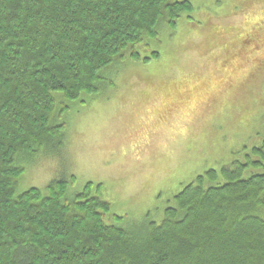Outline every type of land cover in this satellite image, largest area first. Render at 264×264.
Here are the masks:
<instances>
[{"label": "trees", "instance_id": "obj_1", "mask_svg": "<svg viewBox=\"0 0 264 264\" xmlns=\"http://www.w3.org/2000/svg\"><path fill=\"white\" fill-rule=\"evenodd\" d=\"M263 1L233 0L222 6L221 18L208 11L200 23L207 27L191 35L209 34L212 20L227 19ZM71 2L0 0V264H220L228 259L226 264H264V129L257 126L260 136L252 131L257 111L264 117V85L263 79L251 78L264 69V57L238 79L214 110V120L187 140L186 148L197 155L206 149L218 150V155L233 151L243 158L234 157L220 172L208 167L184 185L160 223L150 220L147 226L129 227L107 221L110 202L99 195L101 184L89 182L91 192L83 188L70 196L73 177L51 182L47 194L37 187L17 192L25 170L21 160L65 150L72 125L68 127L64 115L70 103L82 101L83 114L93 104L82 100L86 92L102 91L95 100L102 105L117 91H129L136 75L172 80L175 59L166 66L171 72L158 76L155 70H131L126 63L159 59V51H141V44L159 41L162 25L176 28L182 13L194 10L191 0ZM119 19L127 28L117 27ZM263 23L257 21L249 32L250 37L261 35L259 43L264 41ZM195 24L189 27L195 29ZM185 39L180 52L187 51ZM120 66L125 76L110 77ZM161 68L156 70L161 73ZM230 102L238 112L234 120L224 112ZM243 117L247 127L241 125ZM225 124L232 128L225 130ZM238 138L242 142L236 146ZM232 241L239 245L231 257L236 262L219 248Z\"/></svg>", "mask_w": 264, "mask_h": 264}, {"label": "rangeland", "instance_id": "obj_2", "mask_svg": "<svg viewBox=\"0 0 264 264\" xmlns=\"http://www.w3.org/2000/svg\"><path fill=\"white\" fill-rule=\"evenodd\" d=\"M191 1L194 10L182 13L176 28L162 25L159 41L147 39L141 44V51H159V59L154 57L141 64L126 63L131 70H155L158 76L170 73L166 66L175 59L172 80L152 81L136 75L131 78L135 84L129 91L125 88L117 91V96L102 105L95 102L104 95L102 91L86 92L82 100L88 99L93 104L83 114L80 113L84 108L82 101L70 103L71 109L64 115L68 127L72 125L65 150L49 151L34 161L27 160L28 157L21 160L25 170L19 177L17 192L37 187L47 194L51 182L71 181L72 177L70 196L83 188L89 190L86 188L89 182H93L94 187L101 184L97 191L110 202L107 221L129 227L147 226L150 220L160 223L173 196L208 167L214 166L220 172L222 165L240 157L233 151L218 155V150L206 149L197 155V150L189 151L186 145L193 131H202L214 120V110L225 102L243 73L253 71L263 62L264 41L259 43L261 35L250 37L249 32L257 21H264V1L227 19L212 20L209 34L201 32L196 36L191 34L207 27L206 23H200L206 20L208 11L221 18L222 6L227 7L233 0H223L221 4L216 0ZM190 22H196L195 29L189 27ZM115 23L118 28H127L124 19ZM262 25L264 27V23ZM183 33V39L186 38L183 47L187 51L180 52L183 39L180 41L178 37ZM88 36L93 38L91 33ZM160 65H164L161 73L156 70ZM122 68L111 72L110 77L125 76L121 74ZM263 71V67L257 73L254 71L251 78L263 79L264 85ZM233 104L230 102L224 109L225 115L232 120L236 119L237 112ZM217 117L220 121V115ZM254 117L257 118L254 119L256 126L252 127V131L257 132L254 136L263 135L264 117L260 118L258 111ZM217 121L216 126L219 125ZM246 123L243 117L241 125L247 127ZM228 128L232 125L225 124V130ZM241 142L238 138L235 145ZM233 150L237 151V147ZM248 172L249 169L245 175ZM57 225L58 228L62 226ZM78 227L84 228V224L79 223ZM219 245L220 249L228 250L226 259L236 262L238 258L231 257L237 253L235 248L239 245L235 241ZM227 261L229 259L220 264Z\"/></svg>", "mask_w": 264, "mask_h": 264}]
</instances>
